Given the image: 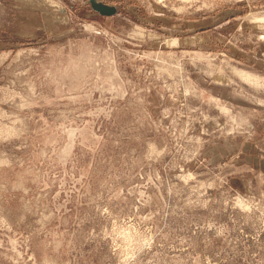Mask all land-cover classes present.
Instances as JSON below:
<instances>
[{"label":"rangeland","instance_id":"rangeland-1","mask_svg":"<svg viewBox=\"0 0 264 264\" xmlns=\"http://www.w3.org/2000/svg\"><path fill=\"white\" fill-rule=\"evenodd\" d=\"M97 1L0 0V264H264V0Z\"/></svg>","mask_w":264,"mask_h":264},{"label":"water","instance_id":"water-1","mask_svg":"<svg viewBox=\"0 0 264 264\" xmlns=\"http://www.w3.org/2000/svg\"><path fill=\"white\" fill-rule=\"evenodd\" d=\"M91 2L92 8L99 12L102 16L105 15H114L117 12V9L114 6L103 4L97 0H89Z\"/></svg>","mask_w":264,"mask_h":264},{"label":"bare ground","instance_id":"bare-ground-1","mask_svg":"<svg viewBox=\"0 0 264 264\" xmlns=\"http://www.w3.org/2000/svg\"><path fill=\"white\" fill-rule=\"evenodd\" d=\"M261 21H264V19H261V20H260V22H261ZM244 78H245V77H244ZM245 79H247V76H246V78H245Z\"/></svg>","mask_w":264,"mask_h":264}]
</instances>
